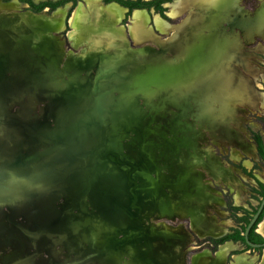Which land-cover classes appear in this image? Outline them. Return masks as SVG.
I'll return each mask as SVG.
<instances>
[{
  "label": "rangeland",
  "instance_id": "obj_1",
  "mask_svg": "<svg viewBox=\"0 0 264 264\" xmlns=\"http://www.w3.org/2000/svg\"><path fill=\"white\" fill-rule=\"evenodd\" d=\"M79 1L77 27L68 7L50 31L19 29L23 4L0 12V264H211L206 227L227 232L242 215L226 200L252 211L262 198L252 132L264 140V56L236 22L254 0H238L215 51L209 32L179 64L167 47L190 14L181 0L128 16ZM233 40L243 62L217 70L206 91L208 66ZM119 152L120 172L105 161Z\"/></svg>",
  "mask_w": 264,
  "mask_h": 264
},
{
  "label": "crops",
  "instance_id": "obj_2",
  "mask_svg": "<svg viewBox=\"0 0 264 264\" xmlns=\"http://www.w3.org/2000/svg\"><path fill=\"white\" fill-rule=\"evenodd\" d=\"M34 1L38 2L41 0H34ZM79 2H81V1H79ZM18 3L25 5L24 3H21L18 0H10V1L0 0V12L4 11V10L6 11L8 8H14L17 6ZM87 3L89 4L90 8H95V7L98 8L100 6L99 0H87ZM237 4H239L238 0H181L178 4V7L190 8V14L187 17V19L175 29L174 33L172 34V36L170 37V39L168 41L169 47H167V49H172L173 51H175L174 56H176L177 63L178 64L181 63L185 59V57H187V54H189L192 50H193V52H195L197 49H199L201 47V43L203 42L202 38L206 37V35L209 32H212L214 34V36L210 39V41L213 40V42H214L216 40V37L218 36V31L220 30L219 28L221 27V24L223 23V21L226 18H228L229 14L232 13L230 11V7L231 8L236 7V6H238ZM70 5L66 4L62 7H58L56 9L58 12L56 10L51 12L52 13L51 17L43 15L44 12L47 10H43L41 12L35 13V12H32V11L26 9V13L24 15H20L19 21H18V19H16L15 22L21 23L19 25V29H22L25 27L26 29L39 28L40 30H49L50 31L51 29L52 30L56 29V27L62 28V25H63L62 21H63V18L65 16V12H66L67 8L70 7ZM81 5H82V3H80L79 5L77 4L73 13H71V15H70V21H71V24L74 25V27L75 26L77 27V25H78L77 12L79 11V8L81 7ZM107 5L108 6L114 5V6H117L119 8H123L122 6H120L114 2H110ZM193 6H195L196 9H198V10L196 11V10L192 9V8H194ZM134 11L141 12L143 10H134ZM207 11H209V12H207ZM203 14H205V15L203 16ZM248 16H249L248 18L242 17L243 21H244V22L242 21V23L247 24L248 27H252V25L254 24L255 21H260V18H262L264 21V0H261L258 11L257 12L255 11L253 16H250V15H248ZM0 18H1V15H0ZM135 23H136L135 24L136 26L140 25L139 20H135ZM65 25H66V20H64V26ZM216 25H218V29H215ZM141 33L142 32H140L137 27H135L133 29L134 37L135 36L137 37V35L139 36ZM226 34L229 35L230 33H228V31H227ZM228 35L223 36V38L224 37L227 38ZM220 37H222V35ZM253 37H254V39H258V41H255L253 48L256 51L260 52L264 56V45H263V42H264V25H263V27H261V29H259V31L257 30L255 36H250L248 39L250 40ZM178 41H180V42H178ZM236 42L237 41L234 42V40H233L232 45L229 42V44H228L229 46L226 45L227 47L225 46L226 48L222 49L220 56L218 55L220 57L219 61L221 62V64L218 67H214L212 64L210 66H208V69L205 72L206 78H207V80L205 82L206 83L205 84L206 91L210 88L211 83L214 81V79L217 75V70L224 68L225 66L229 67L230 63L232 61L236 62V63L243 62V60L240 57L238 58V56H236V52L232 51V48L236 46L235 45ZM252 43H253V40H252ZM42 47H44V51H46V54L47 53L54 54V51H55L54 46L49 47L47 45H43ZM214 51H215V48H214ZM203 53H204L203 58L199 59L200 58L199 55H201V51H197L196 56L193 55L194 57H193V60H191L190 64L195 66L194 64H196L200 61H203L204 56H205V52H203ZM139 55H137V56H139ZM130 56L131 55H126L125 59L129 60L130 58H132ZM213 58L215 59V54L213 55ZM206 59H208V56L205 57V61H207ZM217 60H214L215 64H217V62H218ZM188 63L189 62H187L186 64H188ZM110 65H112V64H108V67H107L104 64V66H103L104 68L102 67L101 70L111 72L112 70L110 71V69H113V68L112 67L110 68ZM240 65H241V63H240ZM105 68H106V70H104ZM262 77H264V73L262 74ZM232 80H233V78H232ZM262 173H263L262 175L264 177V172H262ZM206 228L211 229V230H218V231H215L216 233L215 232L210 233L213 236H219L222 233H224V231H225L224 229L220 230L221 228L220 229H214L211 226H207ZM256 232H258L260 235H262L264 237V217L257 224ZM239 248H242V245L239 244L238 242H233L231 240L226 241L225 243L219 245V247L215 251V253L213 255L214 258H212L213 260H211V264H222L226 260V257L230 251L236 250ZM221 250H222V252H221ZM157 259H158L159 264H165L163 258H157ZM229 262H230V264H264V251H262L260 254L251 253L249 250L239 252V253H235V254L231 255ZM197 263H199V260L197 258H195L194 264H197Z\"/></svg>",
  "mask_w": 264,
  "mask_h": 264
},
{
  "label": "trees",
  "instance_id": "obj_3",
  "mask_svg": "<svg viewBox=\"0 0 264 264\" xmlns=\"http://www.w3.org/2000/svg\"><path fill=\"white\" fill-rule=\"evenodd\" d=\"M3 1H10V0H3ZM21 3H24L26 5V9L32 11V12H41L45 9H47L49 12H52L56 10L58 7H62L66 4H71L69 7V12L67 14V17L70 16L72 10L76 7L79 0H41L38 2H35L34 0H18ZM174 0H103L104 3H110L114 2L123 8L127 10L126 15L128 16L131 14L134 10H150L151 8L154 9L155 12L159 13L160 15H163V12L166 10V7L169 3L173 2ZM165 5V6H164ZM252 138L257 146V151L259 156L264 160V145L261 139V136L258 133H252ZM242 171L247 174V169L240 166ZM257 188H253L252 190L256 193H258L259 196H264V182H261L256 179ZM227 204V210H229L231 213L237 210L242 211L241 216H236L234 213V219L235 222L239 223V227L231 228L230 232L221 235L219 237H207L205 240L210 243L211 249L215 250L217 246L227 240L232 241H241L244 242V229L246 225L248 224L252 214L255 212L256 208H254L252 211L242 207V206H235L232 205L230 200H226ZM264 217V207L262 211L260 212L256 222L251 226L249 232H248V238L252 242L261 243L264 242V237L256 232L257 224L262 220ZM246 250H254L253 248L245 245L243 249L233 250L230 252V255L243 252ZM254 251H258V253H261L260 248H256Z\"/></svg>",
  "mask_w": 264,
  "mask_h": 264
},
{
  "label": "flooded vegetation",
  "instance_id": "obj_4",
  "mask_svg": "<svg viewBox=\"0 0 264 264\" xmlns=\"http://www.w3.org/2000/svg\"><path fill=\"white\" fill-rule=\"evenodd\" d=\"M174 1H176V0H174ZM173 1V2H174ZM36 2V1H35ZM241 2V1H240ZM260 2H261V0H254V2H253V7H252V9L249 11V15L250 16H253V14L255 13V11L257 12L258 11V9H259V5H260ZM172 3V2H171ZM170 4V3H169ZM28 10V9H27ZM45 10H47V9H45ZM48 11V10H47ZM53 12V11H52ZM36 13V12H35ZM38 13V12H37ZM242 17H245V18H248V16H246V15H244V14H241V16H239V18H238V20H236V22H237V24L239 25V32H240V35L243 37H246V38H249L250 36H255V34H256V32H257V30L259 31V29H261V27H263V25H264V21H263V19L262 18H260V21H255L254 22V24L252 25V27H250L249 29H247V28H245V26H244V24L242 23V21H243V18ZM263 17V16H262ZM262 19V20H261ZM232 20H235L234 18H232L231 17V15H229L228 16V18H226L224 21H223V23L221 24V27L219 28L220 30L218 31V36H221L222 35V37L223 36H226L227 34H226V32L228 31V33H230V23H232ZM244 22V21H243ZM240 36V37H241ZM257 38V37H256ZM255 41H258V39H255L254 40V42L252 43L253 45H254V43H255ZM264 43V42H263ZM252 45V46H253ZM217 59H219L218 57L216 58L215 57V59L214 60H217ZM252 132V131H251ZM258 133L260 136H261V139H262V142H263V145H264V140H263V136L261 135V133L259 132V131H253L252 133ZM252 141H253V143H254V145H255V150H256V154H257V156H258V158H259V160L263 163L262 164V166H264V160L259 156V154H258V151H257V146H256V143L254 142V140H253V138H252ZM242 167H244L245 168V166H243L242 165ZM240 168V167H239ZM241 169V168H240ZM242 170V169H241ZM243 172V171H242ZM244 173V172H243ZM259 177H261L260 175H259ZM256 179L257 180H259V181H261V182H264V177L262 176L261 178H258V177H256L255 178V182H256ZM256 185H257V183H256ZM255 188H257V186L255 187ZM263 197V196H262ZM261 201V200H260ZM260 203V202H259ZM259 205V204H258ZM258 207V206H257ZM257 207H256V209H257ZM231 228H236V227H233V226H231L229 229H228V231L227 232H224V233H222L221 235H224V234H226V233H228V232H230V229ZM246 228V227H245ZM245 230V229H244ZM258 233V232H257ZM244 234V233H243ZM221 235H219V236H221ZM219 236H211V237H219ZM207 237H209V236H207ZM207 237H205L204 238V241H202L203 243L205 242L206 244H208V246L209 247H211L212 245L210 244V243H208V241H206L205 239L207 238ZM227 241H229V240H227ZM232 241V240H231ZM226 242V241H225ZM225 242H223V243H225ZM233 242H238L239 244H241V245H243L244 247H245V245H247L245 242H241V241H233ZM222 244V243H221ZM220 245V244H219ZM219 245L217 246V248L219 247ZM242 246V247H243ZM248 246V245H247ZM217 248L215 249V250H212L211 248V250H212V252H213V254L215 253V251L217 250ZM236 250H238V249H236ZM255 250V249H254ZM233 251V250H232ZM231 252V251H230ZM230 252L228 253V255H227V257H226V262H228L229 260H230V257H231V255H230ZM259 254V253H258Z\"/></svg>",
  "mask_w": 264,
  "mask_h": 264
},
{
  "label": "water",
  "instance_id": "obj_5",
  "mask_svg": "<svg viewBox=\"0 0 264 264\" xmlns=\"http://www.w3.org/2000/svg\"><path fill=\"white\" fill-rule=\"evenodd\" d=\"M118 129H119V132H118L117 137L121 139V138L124 136L125 133L123 132V130H122L121 128H118ZM128 129H129L130 131H132V132L134 131V129H132V128H128ZM134 132H136V131H134ZM121 148H122V147H121ZM104 150H106V152H107V147H104ZM136 150H137V149L132 150V151L129 153V156H130L131 159H132L131 162L134 163V164H137V165H138V164H140L141 156L137 154L138 152L136 153ZM108 151H109V150H108ZM108 154H109V152H108L107 155H105V156L107 157ZM116 158H117V160H116ZM116 158H115V160H114V159H111V160H109V159H105V161H106L107 164H109V163H115V162L118 161V165H117V166H119V168H121V169H119V172L125 170L123 167H121V164H125V160H123V159L121 158V156H120V152L116 155ZM119 163H120V164H119ZM121 173H122V172H121ZM83 189H84V188H83ZM263 207H264V196L261 198V201H260V203H259L257 209H256L255 212L252 214V216H251V218H250V220H249V222H248V224L246 225V228H245V230H244V242H245L249 247H251V248H253V249L260 248L261 251H264V242H261V243L252 242V241L248 238V232H249L251 226L256 222V220H257V218H258L260 212L262 211Z\"/></svg>",
  "mask_w": 264,
  "mask_h": 264
},
{
  "label": "bare ground",
  "instance_id": "obj_6",
  "mask_svg": "<svg viewBox=\"0 0 264 264\" xmlns=\"http://www.w3.org/2000/svg\"><path fill=\"white\" fill-rule=\"evenodd\" d=\"M87 1V0H86ZM94 4V3H93ZM233 8H231L230 7V11L232 10ZM57 11V10H56ZM202 11V10H201ZM229 11V12H230ZM58 12V11H57ZM207 12H209V11H207ZM206 12V13H207ZM232 12V11H231ZM62 13V12H61ZM205 14H203V16H204ZM218 21V20H217ZM60 22V21H59ZM217 23V22H216ZM56 25V24H55ZM244 26H245V28H247V29H249L250 27H248L247 26V24H244ZM137 27V26H136ZM194 32V31H193ZM228 35V34H227ZM226 35V36H227ZM227 39V38H226ZM215 41H217V39L215 40ZM175 42V41H174ZM178 42H180V41H178ZM175 45V44H174ZM213 46V50H214V46L216 45V42H214L213 44H212ZM121 49V48H120ZM123 55V54H122ZM176 57V56H175ZM178 59V58H177ZM180 59V58H179ZM182 59V58H181ZM195 63V62H194ZM197 64V63H196ZM106 67V66H105ZM107 67H108V65H107ZM110 67H112V65H110ZM104 68V67H103ZM114 69H116L115 67H113V69H110V71L111 70H114ZM104 70H106V68L104 69ZM106 72H109V71H106ZM217 76V75H216ZM216 78V77H215ZM97 79V78H96ZM228 79H229V82H230V85H229V87H228V89L230 88V86L232 87V86H234V85H236L235 86V90L237 91V93H240V92H243L244 91V88H245V85H244V83L241 81V80H239L238 82H237V84L236 83H232V77L231 76H228ZM228 92V91H227ZM227 95H229V92L227 93ZM199 228V227H198ZM205 232H209V233H213L210 229H207V230H205ZM221 252H222V250H221Z\"/></svg>",
  "mask_w": 264,
  "mask_h": 264
}]
</instances>
